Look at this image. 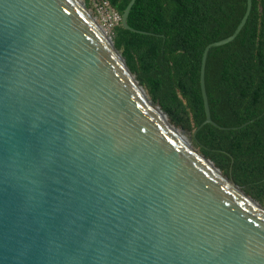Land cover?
<instances>
[{"label": "water", "instance_id": "water-1", "mask_svg": "<svg viewBox=\"0 0 264 264\" xmlns=\"http://www.w3.org/2000/svg\"><path fill=\"white\" fill-rule=\"evenodd\" d=\"M178 130L78 1L0 0V264H264V209Z\"/></svg>", "mask_w": 264, "mask_h": 264}, {"label": "trees", "instance_id": "trees-1", "mask_svg": "<svg viewBox=\"0 0 264 264\" xmlns=\"http://www.w3.org/2000/svg\"><path fill=\"white\" fill-rule=\"evenodd\" d=\"M76 1L95 16L89 0ZM129 1L107 0L119 17ZM250 2L236 37L210 48L205 59L210 119L223 129L199 127L200 55L233 32L245 0H134L126 25L143 33L119 21L111 43L149 103L187 133L190 148L264 209V0Z\"/></svg>", "mask_w": 264, "mask_h": 264}, {"label": "built area", "instance_id": "built-area-1", "mask_svg": "<svg viewBox=\"0 0 264 264\" xmlns=\"http://www.w3.org/2000/svg\"><path fill=\"white\" fill-rule=\"evenodd\" d=\"M95 13L92 17L103 36L111 41L112 28L120 21L119 15L109 6L107 0H89Z\"/></svg>", "mask_w": 264, "mask_h": 264}, {"label": "rangeland", "instance_id": "rangeland-1", "mask_svg": "<svg viewBox=\"0 0 264 264\" xmlns=\"http://www.w3.org/2000/svg\"><path fill=\"white\" fill-rule=\"evenodd\" d=\"M178 132H179V134H182L183 137H184L186 140H188V135H187V133L181 132V131H179V130H178ZM184 138H183V139H184Z\"/></svg>", "mask_w": 264, "mask_h": 264}]
</instances>
